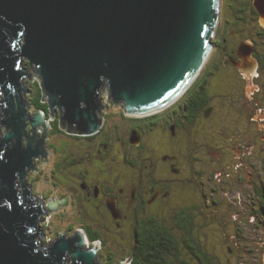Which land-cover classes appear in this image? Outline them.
I'll return each instance as SVG.
<instances>
[{"label":"flooded vegetation","instance_id":"flooded-vegetation-1","mask_svg":"<svg viewBox=\"0 0 264 264\" xmlns=\"http://www.w3.org/2000/svg\"><path fill=\"white\" fill-rule=\"evenodd\" d=\"M258 2L219 0L202 68L164 107L128 115L102 96V125L87 136L66 133L58 112L46 111L43 161L48 165L54 155V174L64 181L38 202L46 211L59 209L60 216L72 208L71 225L77 217L84 221L79 230L86 247L97 250L98 264H120L132 252L131 264H254L264 249V28ZM228 218L237 222L224 228ZM254 235L260 241L252 244ZM145 242L151 244L147 252Z\"/></svg>","mask_w":264,"mask_h":264},{"label":"water","instance_id":"water-1","mask_svg":"<svg viewBox=\"0 0 264 264\" xmlns=\"http://www.w3.org/2000/svg\"><path fill=\"white\" fill-rule=\"evenodd\" d=\"M218 5L0 0V264H98L81 231L42 241L46 209L27 187L26 174L46 157L49 120L41 111L28 113L22 80L30 76L22 62L38 77L42 101L50 114L58 112L60 128L92 135L102 125L104 87L128 115L150 113L181 94L209 54ZM256 8L264 28V2ZM132 255L120 264H131Z\"/></svg>","mask_w":264,"mask_h":264},{"label":"rangeland","instance_id":"rangeland-1","mask_svg":"<svg viewBox=\"0 0 264 264\" xmlns=\"http://www.w3.org/2000/svg\"><path fill=\"white\" fill-rule=\"evenodd\" d=\"M26 64H27V62L24 60L22 62V66H24V68H27V72L30 76V79H23L22 80V86L25 87L27 90V92L24 94V99L29 103L28 113L30 115H34L36 112H35V109L33 107V102L36 99L35 93H36V90L38 88L36 85H34V83H40V81H39L38 77L36 76V74L30 69L29 66H26ZM101 94L103 96V102L104 103L110 102L107 87H104L101 90ZM41 99H42V97H41ZM48 123H49V121H48ZM49 128H50V126L48 127V129ZM48 129L46 132V139L44 141V144L46 143V140H47V137L49 134ZM62 130L65 131L64 129H62ZM1 132H2V136H3L6 132L5 128H2ZM44 152H46V150H44ZM44 158L45 157H40L39 159H36L33 161L32 169L30 171H28L26 174V182L27 183L30 182L31 186L33 185L32 189H34V191H33L35 193L34 196L38 197L43 202H46L48 196L51 195L50 190H51L52 184H60L61 182H63L64 181V178H63L64 175L63 174H56V173L54 174V169L52 168L53 167V161L55 159L54 155H52L48 165L44 164L45 163L43 161ZM42 170L44 171V173H41ZM52 203H54V201ZM225 208L226 209H232L233 211L231 212V214L235 213L233 205L225 206ZM72 214H73V211H72V208L70 206H67L64 208L61 216H60L59 209L53 208L50 211H45V215L42 216L41 222L39 225L41 233H42L41 234L42 241L45 244H49V243L53 242L56 238H58V236L60 234H65L67 237H71L73 235L72 230H70L71 226L74 229H76V231L80 232L79 227L83 226L84 221L80 217H77L78 220L71 225V223H72L71 215ZM217 219L220 221L221 216L218 215ZM236 222H237L236 220H232V218H230V219L228 218L227 221L226 220L223 221L222 224H223L224 228L225 227L230 228ZM248 239L252 244H254L257 241H260V238L256 235L249 237ZM86 245H87V243H86ZM258 252L259 253L256 254L257 258H256V260L254 259L255 262H253V263L254 264H264V249L263 250L261 249Z\"/></svg>","mask_w":264,"mask_h":264},{"label":"trees","instance_id":"trees-1","mask_svg":"<svg viewBox=\"0 0 264 264\" xmlns=\"http://www.w3.org/2000/svg\"><path fill=\"white\" fill-rule=\"evenodd\" d=\"M26 66H28L27 64H26ZM39 83H34V85H36L38 88H37V90H36V93H35V96H36V99H35V101L33 102V107H34V109H35V111L36 112H38V111H41V112H43L44 114H46V111H49L48 110V106H47V104L46 103H44L43 101H42V99H41V97H42V93H41V90H40V85H38ZM45 117H46V115H45ZM47 119V118H46ZM148 238H150V237H148ZM93 239V238H92ZM144 247L146 248V250H145V252H147L148 250V248H151V244L148 242H145L144 244ZM141 258H145V259H147L148 258V256H147V254L146 253H141Z\"/></svg>","mask_w":264,"mask_h":264}]
</instances>
